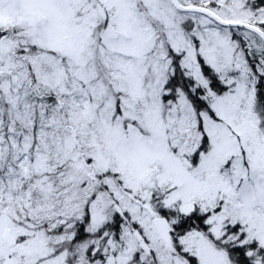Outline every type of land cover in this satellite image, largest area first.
Segmentation results:
<instances>
[{
	"label": "snow or ice",
	"instance_id": "snow-or-ice-1",
	"mask_svg": "<svg viewBox=\"0 0 264 264\" xmlns=\"http://www.w3.org/2000/svg\"><path fill=\"white\" fill-rule=\"evenodd\" d=\"M0 264H264V0H0Z\"/></svg>",
	"mask_w": 264,
	"mask_h": 264
}]
</instances>
